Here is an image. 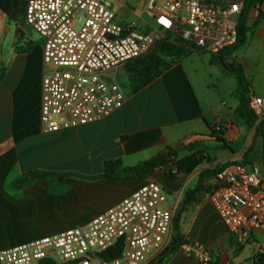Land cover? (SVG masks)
I'll use <instances>...</instances> for the list:
<instances>
[{
	"label": "crops",
	"instance_id": "crops-1",
	"mask_svg": "<svg viewBox=\"0 0 264 264\" xmlns=\"http://www.w3.org/2000/svg\"><path fill=\"white\" fill-rule=\"evenodd\" d=\"M145 11L149 12L148 6ZM21 14L14 10V0H0V251L82 227L150 181L169 194L168 206L174 212L166 240L170 244L178 233L175 215L185 202L187 181L171 179L158 169L133 182H111L105 179L106 162L121 160L129 168L162 157L170 149L179 152L198 144L208 149L211 159L205 170L233 164L251 168L262 162L263 129L257 134L255 127L236 115L238 83H214L232 73L212 74L199 63L208 55V65L215 66L211 55L193 47H187V55L180 60H168L170 68L147 84L137 60L119 66L114 80L126 94L122 108L96 122L46 132L42 124L44 41L28 39ZM138 19L139 24L118 22L142 31L155 24L152 13L146 21ZM19 39L27 41L25 46L20 47ZM225 57L228 65L231 59L233 66L240 65L237 52ZM240 120L250 129L244 146L240 145ZM251 128L256 132L250 142ZM216 131L223 142L217 140ZM258 145L260 156L253 158ZM53 168L64 172L49 170ZM46 172L53 175L34 176ZM216 184L217 174L206 181L208 191L196 196L180 214L178 231L183 242L166 264H202L190 254L194 247L212 253L209 264H255V243L228 231L209 202ZM215 239L220 244L214 246ZM248 247L251 252L246 253Z\"/></svg>",
	"mask_w": 264,
	"mask_h": 264
},
{
	"label": "built area",
	"instance_id": "built-area-1",
	"mask_svg": "<svg viewBox=\"0 0 264 264\" xmlns=\"http://www.w3.org/2000/svg\"><path fill=\"white\" fill-rule=\"evenodd\" d=\"M146 2L155 23L148 31L121 25L112 0H27L25 24L44 41L46 132L96 122L122 108L126 94L114 80L116 68L148 56L162 39L210 55L238 41L244 0ZM248 104L264 133V98L249 96ZM168 199L162 185L147 182L82 227L0 251V264H149L164 250L172 227ZM209 202L228 231L264 254V158L251 168L220 167ZM120 244L119 256H104ZM189 251L202 264L212 261L204 247Z\"/></svg>",
	"mask_w": 264,
	"mask_h": 264
},
{
	"label": "trees",
	"instance_id": "trees-1",
	"mask_svg": "<svg viewBox=\"0 0 264 264\" xmlns=\"http://www.w3.org/2000/svg\"><path fill=\"white\" fill-rule=\"evenodd\" d=\"M264 3V0H244L242 14L239 20V37L237 43L229 49L220 52L217 55H211V63L219 67L223 72L232 73L238 80V95H239V106L236 110V115L242 119L249 127H255L257 117L249 108V92L248 83H246L243 74L241 73V64H235L230 67L226 63V57H231L240 48L246 45L250 32L249 17L252 8L258 4ZM27 5V0H14V10L21 11L24 13ZM188 53L186 46L179 43H171L169 37L167 39L160 40L155 49L146 57L137 60L135 63L140 67V73L144 78V83H149L158 78L163 71L170 68V62L168 60L176 61L185 57ZM262 132V125H258L257 134ZM217 140L223 142V139L219 137L220 131H216ZM189 150L192 152L191 155L182 159H177L178 151L170 149V151L162 157L152 159L150 161L141 163L134 167L124 168L121 160L109 161L105 163L104 173L105 179L111 182H133L141 174H153L158 169H164L166 175L171 179H178L180 175H190L199 167L203 166L206 162L211 163L210 157H205L204 153L196 152V146H191ZM251 151V148L248 150ZM168 156V158H167ZM218 171L205 170L204 175L201 176L199 183L197 184L194 191L188 194L185 202L182 204L180 213L175 218V225L177 229V236L172 239L170 244L160 253L150 264H166L167 260L179 250L182 245L183 237L178 231V223L180 214L194 202L196 196L202 193L205 189V183L209 179L216 176ZM53 175L52 173H38L34 176L37 178H45ZM22 185H24L22 183ZM121 252V244L117 249L110 250L105 253L104 256L108 258L117 257ZM40 264H57L51 260L41 261ZM214 264H220L218 261ZM255 264H264V254H259L256 257Z\"/></svg>",
	"mask_w": 264,
	"mask_h": 264
},
{
	"label": "rangeland",
	"instance_id": "rangeland-1",
	"mask_svg": "<svg viewBox=\"0 0 264 264\" xmlns=\"http://www.w3.org/2000/svg\"><path fill=\"white\" fill-rule=\"evenodd\" d=\"M112 3H113L112 10L115 12L118 21H120L121 23L123 22V23L139 24V22H141L138 19L139 17H141L142 20L146 21L147 19H149L151 14L150 11L149 12L145 11L147 8L146 0H112ZM263 8H264V3L263 4L258 3L252 8L249 17L250 32L248 36V41L246 45H244L242 48H240L237 51L242 68L241 73L243 74L246 83H248L247 86H249V92H247V95L248 96L254 95L260 98H264V12L262 10ZM21 16L23 18L24 13H22ZM25 31L28 39H30L32 42L38 44H41V42L43 43V41H41L40 39V36L33 29L27 26ZM12 33H15V30H13ZM19 41H21L20 47L25 46L24 42H27L26 40L24 41V39L23 40L19 39ZM204 57L205 58H203V60L199 62L200 65H202L204 68L208 67L209 71H211L212 74L216 73V71H220L219 73H225L218 67L209 66L207 62L209 56L204 55ZM228 63L230 66H233V59L228 60ZM231 75L232 76H228L227 80L225 81L215 80L214 83H238L236 76L233 74ZM257 127L258 124L256 123L255 128L257 129ZM255 128L253 129L251 128L250 142L253 138V135L256 132ZM240 135H241L240 145L244 146V144H246V142L249 139L250 129L241 120H240ZM212 136L215 137L216 135L213 134ZM196 146H197L196 152L204 153L205 157L207 156L209 157L208 149L205 146L203 147L200 144ZM188 149L189 147H183L179 149L177 159H182L184 157L191 155L192 152ZM259 156H260V149L258 145L257 149L255 150L253 158L254 157L259 158ZM204 166L205 164L199 167L190 175L179 176L184 181H187L186 184L188 183L184 188L185 199L187 198L189 193L195 190L197 184L200 181L201 176L204 175L203 174V172L205 171ZM49 170H52L53 172H64L63 169L53 168ZM190 186H192V188H190ZM209 187L205 186V189L202 191V193L207 192ZM175 216L177 217V215ZM173 232L175 234V230ZM166 244L164 249L169 245ZM214 244H215L214 246H216V244H220V240L215 239ZM249 252H251V248L248 247L246 249V253Z\"/></svg>",
	"mask_w": 264,
	"mask_h": 264
}]
</instances>
